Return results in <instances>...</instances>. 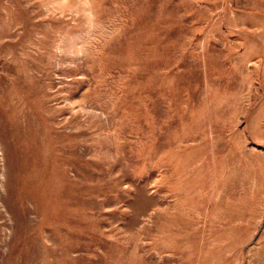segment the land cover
<instances>
[{
	"label": "rangeland",
	"instance_id": "1",
	"mask_svg": "<svg viewBox=\"0 0 264 264\" xmlns=\"http://www.w3.org/2000/svg\"><path fill=\"white\" fill-rule=\"evenodd\" d=\"M0 0V264H264V0Z\"/></svg>",
	"mask_w": 264,
	"mask_h": 264
},
{
	"label": "clouds",
	"instance_id": "2",
	"mask_svg": "<svg viewBox=\"0 0 264 264\" xmlns=\"http://www.w3.org/2000/svg\"><path fill=\"white\" fill-rule=\"evenodd\" d=\"M66 9H69V0H56V3H54V11L56 13H62Z\"/></svg>",
	"mask_w": 264,
	"mask_h": 264
}]
</instances>
